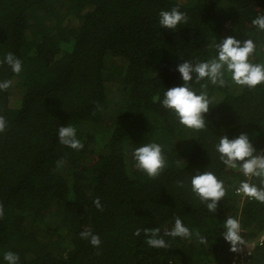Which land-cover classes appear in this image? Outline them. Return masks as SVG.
<instances>
[{
	"label": "trees",
	"instance_id": "16d2710c",
	"mask_svg": "<svg viewBox=\"0 0 264 264\" xmlns=\"http://www.w3.org/2000/svg\"><path fill=\"white\" fill-rule=\"evenodd\" d=\"M173 7L188 22L165 29L159 12ZM260 14L264 0H0V60L10 52L23 64L19 75L0 64V82H12L0 91L8 122L0 134V264L7 251L18 264H231L240 252L221 236L228 217L240 220L246 243L264 233V204L236 193L246 178L214 150L219 136L240 132L264 150V85L248 89L226 76L220 87L193 74V90L206 84L212 100L203 131L161 105L165 91L183 84L178 65L215 57V42L228 36L252 39L250 59L264 62V31L252 24ZM68 124L80 151L59 143L57 130ZM150 142L167 159L155 179L132 158ZM204 170L225 184L215 213L191 191V176ZM176 217L208 244L164 236ZM86 228L99 235V248L80 238ZM153 228L168 248L147 245L143 230ZM246 261L264 264V241Z\"/></svg>",
	"mask_w": 264,
	"mask_h": 264
},
{
	"label": "clouds",
	"instance_id": "9594fccd",
	"mask_svg": "<svg viewBox=\"0 0 264 264\" xmlns=\"http://www.w3.org/2000/svg\"><path fill=\"white\" fill-rule=\"evenodd\" d=\"M188 15L173 7L171 10H162L159 12V24L161 27L169 30H175L178 25L187 24ZM253 26L258 30L264 31V14L258 15L252 20ZM217 55L206 61H184L179 64L177 71L182 78L183 84L168 89L164 92L161 105L170 110L179 121V124L189 129L203 131L207 129L205 115L209 112V106L212 104L207 93V85H201L199 94L191 87L193 74L195 82L200 83L207 80L213 85L224 87L226 76H230L231 82L236 86L255 89L258 85H264V62L253 63L250 59L256 52L257 45L252 39L240 41L233 36H228L214 45ZM0 64H6L16 75L23 70L22 61L13 53H6ZM11 81L0 82V91L7 90L11 86ZM99 110V106H98ZM8 128V122L3 115H0V134L5 133ZM59 143L72 150L80 151L84 148L83 142L77 138V129L68 124L61 126L57 130ZM214 150L218 154V159L228 168L239 170L245 180L239 183L236 189L237 193L244 197L258 201L264 204V150L257 151L250 141L246 132H240L232 139L226 134L218 137ZM132 158L135 161V167L142 171L147 177L155 179L160 176L167 167V159L162 145L150 142L144 143L134 149ZM65 161L60 159L56 162V167L60 168ZM252 178L259 179V184L253 183ZM178 187H184L182 181H177ZM190 187L192 193L199 199L201 204L206 205L209 212L215 213L219 202L226 195V188L223 180L218 179L214 171H197L191 176ZM94 207L98 211H103L99 197L93 201ZM5 215V208L0 202V219ZM224 231L221 233L223 239L230 244V251L239 253L242 251L245 240L241 236L240 220L234 217H228L224 223ZM144 235L149 237L146 241L149 247L154 249H165L169 247L168 242L160 235L159 228L144 229ZM80 238L87 240L91 246L99 248L101 239L98 234H94L91 228H86L80 232ZM134 236L141 235V229H136ZM195 235L198 243L207 245L208 239L195 233L184 225L179 217L175 218L174 226L166 231L164 236L180 237L190 239ZM3 259L7 264H18L19 255L7 251Z\"/></svg>",
	"mask_w": 264,
	"mask_h": 264
},
{
	"label": "built area",
	"instance_id": "2783aa9c",
	"mask_svg": "<svg viewBox=\"0 0 264 264\" xmlns=\"http://www.w3.org/2000/svg\"><path fill=\"white\" fill-rule=\"evenodd\" d=\"M239 195H242V194H239ZM243 198L245 197L243 196L242 199ZM263 241H264V233L259 234L252 243H249L247 246H244L242 250L243 252L242 251L240 252L239 254L240 256L234 257L231 264H247L246 259L250 256V251L252 250V248H254L255 246H261Z\"/></svg>",
	"mask_w": 264,
	"mask_h": 264
},
{
	"label": "rangeland",
	"instance_id": "374dc122",
	"mask_svg": "<svg viewBox=\"0 0 264 264\" xmlns=\"http://www.w3.org/2000/svg\"><path fill=\"white\" fill-rule=\"evenodd\" d=\"M249 243H245V245L244 246H247Z\"/></svg>",
	"mask_w": 264,
	"mask_h": 264
}]
</instances>
